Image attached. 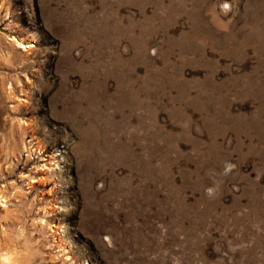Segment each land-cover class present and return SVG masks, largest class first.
Wrapping results in <instances>:
<instances>
[{
    "label": "rangeland",
    "instance_id": "rangeland-1",
    "mask_svg": "<svg viewBox=\"0 0 264 264\" xmlns=\"http://www.w3.org/2000/svg\"><path fill=\"white\" fill-rule=\"evenodd\" d=\"M1 186L17 264H264V0H0Z\"/></svg>",
    "mask_w": 264,
    "mask_h": 264
},
{
    "label": "bare ground",
    "instance_id": "bare-ground-1",
    "mask_svg": "<svg viewBox=\"0 0 264 264\" xmlns=\"http://www.w3.org/2000/svg\"><path fill=\"white\" fill-rule=\"evenodd\" d=\"M15 44L17 46H20V47L23 46V44L20 41L16 40V39H15ZM44 167L47 168V166L45 164H44ZM33 181H34V179H31L29 184L31 182H33ZM0 207L7 208L6 198L4 196V189L2 188V186L0 187ZM0 263L1 264H17L16 263V259L12 257V254H5V253L4 254H0Z\"/></svg>",
    "mask_w": 264,
    "mask_h": 264
}]
</instances>
